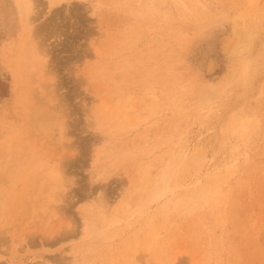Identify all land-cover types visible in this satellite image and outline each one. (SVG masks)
Wrapping results in <instances>:
<instances>
[{
	"label": "rangeland",
	"instance_id": "374dc122",
	"mask_svg": "<svg viewBox=\"0 0 264 264\" xmlns=\"http://www.w3.org/2000/svg\"><path fill=\"white\" fill-rule=\"evenodd\" d=\"M33 15L57 69V113L40 129L14 91L8 60L25 25L17 1L0 0V145L22 141L38 169L60 165L72 184L48 218L18 208L28 181L0 180V264H68L90 249L95 264H264V0H36ZM118 105L132 106L129 128L102 142L93 112ZM163 169L143 216L88 241L87 204L134 211ZM167 196L179 203L164 211Z\"/></svg>",
	"mask_w": 264,
	"mask_h": 264
},
{
	"label": "bare ground",
	"instance_id": "6f19581e",
	"mask_svg": "<svg viewBox=\"0 0 264 264\" xmlns=\"http://www.w3.org/2000/svg\"><path fill=\"white\" fill-rule=\"evenodd\" d=\"M16 1L21 8V18L25 29L19 34L17 49H15L13 56L8 60L11 66L9 69L12 74L13 89L15 92L20 93L23 90L26 93L28 115L33 116L37 127L45 129L50 120L48 115L49 110L52 116H54L53 112L57 113V108L50 106L52 105L50 93L55 91L53 85H57L54 81L55 76H57V69L56 65H54L55 63H52L50 60L51 50L39 37L43 30H40L39 26L35 25L38 17L33 15L36 0ZM59 1L61 0H49L50 4L53 5ZM209 22L210 17L203 14L198 23L201 33L208 26ZM126 68H128L126 65L118 66L116 70L122 74V70ZM110 71L105 70L104 75H109ZM104 75L100 74L101 77ZM208 89L204 85L199 86L198 91L202 99H205ZM53 96L56 97V95ZM131 107L118 105L116 107H107L108 110H106L105 106H102L101 109L94 110L93 114L96 124L101 128L100 134L102 135V142L110 144L113 139L116 140L125 134V131L129 128L128 123L130 122L126 117V112ZM58 132L61 140H68L69 136L66 131L64 116L59 120ZM109 158L110 156L105 155L103 160H108ZM119 164H121V161L118 164L112 165V167L103 170L98 169L94 178L97 180L108 179ZM59 166H56V169L49 166L38 169V161L35 154L33 152H27L20 140L15 142L7 140L0 145V180L1 182L7 181L6 183L11 185L22 179L29 182V185L24 189L23 197L18 200L17 205L19 209L24 208L25 212L31 217L48 216L49 218L52 214L51 212L56 210L55 207L63 201L64 195L72 184V181L68 179L65 169H60ZM168 175L166 169H163L160 179L151 184L147 203L134 211H132V205H123L111 211L109 209L110 207L104 204L101 199L99 202L87 204L83 209V213L87 219L85 231L88 241L112 239L114 235L106 237L108 232L107 225L118 223L121 218L120 216L127 217L134 212H138L143 216L144 213L141 211L146 208V205L160 198L162 193L160 184L167 180ZM207 194L208 191L202 190L197 195L198 197L205 198ZM175 203H179V200L167 196L162 197L159 206L161 210L166 211L169 210L168 208L171 205H175ZM6 209L7 204L4 200V195H0V222L2 218L5 219ZM128 223H131V221ZM136 244L131 246V258L137 252ZM148 248L149 246L146 247V249ZM94 256V250L90 249L82 255L81 259L80 256H77L66 262L68 264H95ZM46 260H43L42 264H45Z\"/></svg>",
	"mask_w": 264,
	"mask_h": 264
}]
</instances>
